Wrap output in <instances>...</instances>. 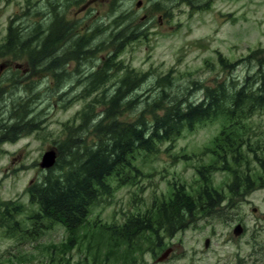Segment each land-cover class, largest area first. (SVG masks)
I'll use <instances>...</instances> for the list:
<instances>
[{"label": "rangeland", "instance_id": "obj_1", "mask_svg": "<svg viewBox=\"0 0 264 264\" xmlns=\"http://www.w3.org/2000/svg\"><path fill=\"white\" fill-rule=\"evenodd\" d=\"M47 1L0 0V46L10 25L30 32L39 22L44 32H49L48 27L60 26L66 17L71 21L64 32L88 36V47L77 58L73 55L63 63L56 62V72L61 76L50 77L53 81L49 83L43 80L45 72L38 65L42 60L35 67L24 58L0 57V114L6 117L13 104L32 101V116L41 121L31 134L0 143V204L22 206V213L16 216L18 227L0 228V264H103L101 257L121 243L117 236L129 216L145 213L156 202L167 199L174 185L184 186L188 193L197 192L202 185L199 170L203 168H210L211 188L219 192L227 193L225 188L234 187L236 178H240L241 187L248 186V182L264 187V108H259L242 120L220 115L201 121L184 128L175 141L158 145V152L137 155L134 164L141 175L127 173L129 179H124V184L112 179V195L101 198L86 224L74 232H68L63 225L36 220L38 208L30 203L27 188L46 173L40 167L42 157L55 150L65 124L74 125V120L78 124V112L102 91L85 93L91 82L86 73L100 70L118 47L111 43L112 35H142L121 48L115 63H121L124 69L106 83V88H112L126 70L147 75L145 83L131 94H146L158 79L170 76L173 84L169 93L178 95L191 90V100L197 102L202 93L191 87L192 82L212 85L216 78L221 80L228 74L240 83L256 68L257 61L250 58L256 53L264 56V0H57L55 3L61 4L53 9L54 3L49 6ZM49 9L51 18L36 17V12ZM71 44L54 46L48 60L51 50L65 51ZM89 47L94 48L93 53L83 58ZM220 57L236 64L231 73H227L229 69L223 73ZM79 58L88 69L81 77L76 69ZM17 71L22 77L14 78ZM47 87L52 91L45 92ZM123 118L134 121L136 115L129 111ZM227 139L242 144L238 165L225 153ZM248 176L251 179L247 181ZM258 189L242 208L250 218L252 205L264 213V188ZM260 227L264 235V224ZM126 245L121 243L118 251H138ZM139 245L144 250L150 246L146 241ZM118 251L117 258L122 257ZM117 258L105 264H117Z\"/></svg>", "mask_w": 264, "mask_h": 264}, {"label": "trees", "instance_id": "obj_2", "mask_svg": "<svg viewBox=\"0 0 264 264\" xmlns=\"http://www.w3.org/2000/svg\"><path fill=\"white\" fill-rule=\"evenodd\" d=\"M29 31L10 25L0 46V57L7 56L12 60L24 58L35 67L36 62L42 60L39 64L44 67L40 69L48 71L56 62L63 63L66 57L75 55L77 58L81 50L88 47V36L68 35L61 28L44 32L34 26ZM43 33L44 37H40ZM140 37L142 35L133 32H124L118 37L112 35L111 43H116L118 47L112 50L100 70L89 71L91 82L85 93L102 91L78 112V124L75 120L74 125L65 124L63 137L54 147L57 155L55 165L46 169V173L27 188L30 203L38 208L34 216L36 220L63 225L68 232H74L86 224L93 206L101 198L112 195V179L124 184V179H129L128 175H141V170L134 164L137 155L158 152V145L175 141L184 128H191L201 121L220 115L242 120L253 110L264 108V56L258 57L257 53L250 58V61H257L255 70L240 83L228 74L221 80L216 78L212 85H205L202 81L192 82L191 87L195 86L202 93L197 102L191 100V90L178 95L169 93L168 89L173 84L170 76L158 79L146 94H131L133 90L138 91L147 76L133 70H126L118 84L106 88V83L109 84L113 76L124 69L121 63H115L121 48ZM61 43L72 44L65 51L51 50L53 54L48 60L50 49ZM70 47L72 50H69ZM93 51L94 48L89 47L83 58ZM219 62L223 73L228 69L227 73H231L236 66L221 57ZM19 77H22L21 71L14 75V78ZM50 90L52 88L47 87L45 92ZM31 103L13 104L8 116L0 114V143L15 141L20 135H29L40 127L41 121L32 116ZM129 111L136 115V119L123 121L124 113ZM225 142L226 155L232 156L233 163L238 165L243 154V149H240L242 144L230 139ZM209 169L199 170L203 188L212 187ZM249 179L250 176L247 181ZM252 185L248 182V186ZM240 186L241 180L236 178L234 187ZM173 187L167 199L156 202L145 213L129 216L121 234L145 235L148 229L163 227L162 223L153 221L183 219L188 217L187 213L196 211L193 204L201 201L196 192L188 193L184 186ZM0 205V228H17L19 222L16 216L22 213V206L12 202Z\"/></svg>", "mask_w": 264, "mask_h": 264}, {"label": "flooded vegetation", "instance_id": "obj_3", "mask_svg": "<svg viewBox=\"0 0 264 264\" xmlns=\"http://www.w3.org/2000/svg\"><path fill=\"white\" fill-rule=\"evenodd\" d=\"M55 1L57 0H48L46 4L50 6L54 3L53 9L60 3ZM141 5L142 1L138 6ZM40 16L51 18L53 13L50 9L36 12L38 19ZM70 21L65 17L64 22L60 26L57 24L55 28L63 29ZM35 28L44 31L39 22H36ZM86 65L82 58L78 59L76 69L78 68L80 77L88 70ZM57 67L58 65L54 64L48 71L40 69L45 72L43 80L49 82L52 80L50 77L59 79L61 74L56 72ZM89 71L86 73L88 76ZM56 83L58 84L59 80H56ZM258 188L264 187H229L225 188L227 193L211 187L198 188L195 194L201 201L193 204L196 211L187 213L188 217L183 219L153 221L162 223L163 227L148 229L145 235L117 236V239L120 238L119 242L127 244L125 247H134L138 251H118L120 243L115 251L101 257L104 259L103 264L116 259L117 251L123 255L117 258V264H264V235H261L260 227L264 224V213L252 205L253 218H250L242 209L249 195ZM141 241L149 243V248L144 250L140 247ZM71 243H74L73 240Z\"/></svg>", "mask_w": 264, "mask_h": 264}, {"label": "water", "instance_id": "obj_4", "mask_svg": "<svg viewBox=\"0 0 264 264\" xmlns=\"http://www.w3.org/2000/svg\"><path fill=\"white\" fill-rule=\"evenodd\" d=\"M56 152L54 150L48 151L42 157V162L40 164L41 169H49L53 167L56 163Z\"/></svg>", "mask_w": 264, "mask_h": 264}]
</instances>
